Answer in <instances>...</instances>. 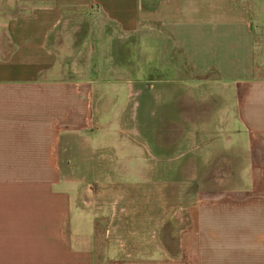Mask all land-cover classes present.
<instances>
[{
  "label": "crops",
  "instance_id": "0c3cea01",
  "mask_svg": "<svg viewBox=\"0 0 264 264\" xmlns=\"http://www.w3.org/2000/svg\"><path fill=\"white\" fill-rule=\"evenodd\" d=\"M17 3L30 7L10 14ZM93 20L110 40H128L160 24L196 74H218L200 79L220 87L217 102L214 92L192 97L205 104L197 114L188 108L146 111L139 97L150 91L160 102L161 95L154 86L127 81L126 99L134 103L118 115L120 136L142 146L153 163H217L228 166L232 180L212 190L194 189L192 179H172L187 183L193 199L170 216L167 237L159 215L149 237L145 224L135 227L146 230L142 240H169L138 259L122 256L115 241L125 239L120 230L127 209L120 203L128 191L104 182L105 166L124 147L105 143V123L98 121L103 112H95L93 96L96 85L112 79L65 75V53L80 47L77 26ZM258 25L243 0H160L153 10L143 9L142 0H0V43L5 34L12 45L6 53L0 44V264H264V51ZM71 29L76 33H65ZM65 34L71 43L61 41ZM145 116L155 118L158 128L150 135L139 123ZM165 132L170 134L161 137ZM241 165L248 166L242 176Z\"/></svg>",
  "mask_w": 264,
  "mask_h": 264
},
{
  "label": "rangeland",
  "instance_id": "374dc122",
  "mask_svg": "<svg viewBox=\"0 0 264 264\" xmlns=\"http://www.w3.org/2000/svg\"><path fill=\"white\" fill-rule=\"evenodd\" d=\"M243 3L250 7V11L259 20L258 48L263 52L264 0H243ZM29 7V4L17 3L10 14L24 11ZM63 26L64 24L59 25L57 30L59 31ZM77 27L82 37H76V41H78L75 42V45L77 46L80 43V47L75 52L65 53L66 57L70 59L65 68V75L67 76L70 73L69 76L76 79L94 77L112 79L101 85H96L93 96L95 112L99 114L103 112V117L98 121L105 123L103 125H105L104 128L109 136L105 143L117 147L116 143L118 142L122 143L124 147L117 148V158H112L111 164L105 166L107 172L104 175V182L109 186H121L126 189V192L128 191L127 197L124 198L122 204L120 203L127 209V212L125 211L123 214L122 224L124 230H120L124 232L125 239L115 240L118 243L120 254L130 259L142 258L158 249L166 248L169 245V240H142L144 239L142 229L138 228L139 232L137 233L135 227L145 224L144 228H146L149 237L154 228L149 226H152V221H154L155 226L157 221L152 219L159 215L162 220L160 233L162 236L167 237L172 226L170 216L177 208L184 207L187 202L193 199L190 196L191 187H188L190 184L194 189L216 190L226 185H232V180L226 176L228 166L217 163L209 166L200 164L190 166L185 161L171 165L153 163L142 146L135 144L126 136H120L117 130L122 127L123 123L122 121V124L120 123L118 115L125 104L126 107L129 104L128 108H132L131 106L134 103L126 99V95L131 91L129 86L127 87V81H133L135 87L143 84L148 87L154 86V89H156L154 93L161 95L160 102L156 101L157 98H154L150 91L140 97L138 96L146 111H151L154 108L165 109L171 107L177 113H180L178 109L188 108L189 112L197 114L199 109L205 107V104L200 103V101H193L192 97L214 92L213 96L215 102H217L216 99L218 98L216 97L218 96V87H220L216 84L201 85L199 84L200 79H216L218 74L215 71L203 75L196 74L180 47L169 36L166 28L160 24H155L153 28L138 35H130L128 40L119 39L117 36H114V40H110L103 33V26L99 20L84 21ZM69 31L76 33L74 29L65 30V33ZM61 41L71 43L66 34ZM0 44L3 45L6 53L11 48L5 34L2 35ZM112 45L113 48L111 49L113 51L110 50ZM224 90L227 92V87ZM212 105L215 109L216 104ZM122 118L124 120V117ZM127 119L131 120V117ZM138 119L139 123L144 125L145 135H150L153 128H155V118L145 116ZM183 119L184 117L180 118V120ZM156 128L155 131L158 129ZM160 129L164 130L165 128ZM166 134L169 135L170 133L165 132L160 136L164 137ZM181 135V133L178 134L179 137ZM107 154L109 155V153ZM238 168H240L242 176L248 166L241 165ZM229 171L231 172V168H229ZM168 173H171V175H168ZM241 176L240 184L245 185V181ZM176 177L192 179V181L188 182L189 185L187 183H171L172 179ZM175 191L179 195L176 196ZM148 217L150 218L147 219Z\"/></svg>",
  "mask_w": 264,
  "mask_h": 264
},
{
  "label": "trees",
  "instance_id": "16d2710c",
  "mask_svg": "<svg viewBox=\"0 0 264 264\" xmlns=\"http://www.w3.org/2000/svg\"><path fill=\"white\" fill-rule=\"evenodd\" d=\"M159 2L160 0H142V8L149 9V10L156 9L159 5ZM10 46L12 45L10 44Z\"/></svg>",
  "mask_w": 264,
  "mask_h": 264
},
{
  "label": "flooded vegetation",
  "instance_id": "af4514ba",
  "mask_svg": "<svg viewBox=\"0 0 264 264\" xmlns=\"http://www.w3.org/2000/svg\"><path fill=\"white\" fill-rule=\"evenodd\" d=\"M169 168H171V167H169ZM168 175H171V173H168Z\"/></svg>",
  "mask_w": 264,
  "mask_h": 264
}]
</instances>
